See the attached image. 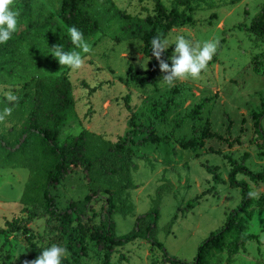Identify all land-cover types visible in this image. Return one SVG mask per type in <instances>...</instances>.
I'll return each mask as SVG.
<instances>
[{"label":"rangeland","instance_id":"rangeland-1","mask_svg":"<svg viewBox=\"0 0 264 264\" xmlns=\"http://www.w3.org/2000/svg\"><path fill=\"white\" fill-rule=\"evenodd\" d=\"M60 1L32 0L34 27L25 42L32 56L14 61L11 71L5 60L0 59V111L4 109V92L11 90L17 96L26 81L35 75H63L71 81L75 106L74 114L60 131L62 139L88 129L116 143L131 129L132 113L137 117L134 139L144 136L149 126L157 134L170 135V143L129 144L137 164L132 172L136 186L127 189L118 200L119 208L113 216L115 234L124 235L133 229L136 216L154 206L156 190L163 185L156 238L164 243L170 256L193 261L199 245L211 232L223 228L228 211L237 207L242 198L240 188L228 180L230 164L226 155L238 160L246 157V165L253 172L261 171L264 166L263 149L259 147L254 121L249 117L264 108V73L254 69L255 55L261 54L260 59L264 61V42L247 29L264 0L195 1L194 24L176 26L166 38L174 42L177 35H183L194 44L218 40L219 46L198 80L178 81L173 87L159 83L163 74L157 61L154 71L147 74L152 77L151 81L135 82L128 77L130 66L136 71L148 70L151 57L144 54L141 38L119 41L118 37L123 34L119 19L112 20L101 32L87 39L92 51L85 54L82 69L72 72L61 67L50 54L53 45L62 44L58 29L64 23L57 14ZM114 1L133 16L155 13L154 0ZM163 2L169 8L174 5V0ZM24 28L18 23L17 31ZM173 48L174 45L168 48L169 57ZM201 103L204 108L199 116L188 117L193 107ZM167 105L168 110L163 111ZM158 113L162 114L157 116ZM243 118L246 122L242 128ZM24 119L12 112L0 123V132L6 133L10 127L18 131ZM206 120L211 121L212 131L224 136H228L226 128L232 121L231 144L213 138L196 151L179 146L177 139L190 138L193 130L203 127ZM261 126L264 130V116ZM206 165L216 167L224 181L216 183ZM31 177L29 168L5 162L0 157V230L10 229L8 223L13 220L23 221L33 230L37 243L31 246L22 232H0V264H24L54 244L67 249L68 255L62 264H105L107 252L99 250L90 235H84L82 240L74 226H62L39 205L26 203L25 193ZM238 177L250 183L251 191L264 195V184L257 187L247 175ZM53 193L59 208L71 200L83 199L88 193L83 170H74L53 188ZM31 194L37 197L36 191ZM195 197H198L195 206L187 208L188 201ZM104 205L105 199L97 197L96 213L90 223L102 224ZM253 206L255 216L249 231L259 233L262 242L244 245L233 256L234 264H264V208ZM82 244L85 254L80 253ZM109 255L113 264H171L162 260V249L142 237L116 245ZM227 259L225 250L217 253L211 264H226Z\"/></svg>","mask_w":264,"mask_h":264},{"label":"trees","instance_id":"trees-1","mask_svg":"<svg viewBox=\"0 0 264 264\" xmlns=\"http://www.w3.org/2000/svg\"><path fill=\"white\" fill-rule=\"evenodd\" d=\"M203 0H174V5L169 8L163 0H154L155 13L146 16H133L121 10L114 0H61L57 10L58 17L63 21L64 27H59L58 34L62 45L67 50H73L68 36V28L75 26L83 34L85 39L101 32L112 20L122 21L123 34L119 41L141 38L144 47L143 52L149 59V69L144 71L133 70L129 67L128 77L135 82L151 81L149 73L154 71L156 59L151 55V40L154 36L162 34L166 37L170 30L179 25L194 24L193 3ZM240 0H231L232 3ZM19 10V24L25 28L17 31L6 44H0V59L6 62L9 70H12L13 62L31 57L27 52L25 42L32 34L34 22L32 20V0H18L15 6ZM247 29L264 42V4L252 19ZM169 50L163 58L168 60ZM261 54L254 56V69L264 73V61ZM18 102L9 104L3 97V108L12 107L13 113L24 117V121L18 131L10 127L8 132H0V157L5 162L29 168L31 179L27 185L26 203L39 205L46 214L57 218L62 226H74L80 239L84 235H90L97 248L106 253V263L113 264L108 258L115 246L144 238L152 245L163 250L162 260L171 264H211L217 253L227 250L226 264H234L233 256L248 242L256 241L261 244L259 233L249 231L250 221L255 216L254 206L264 208V195L258 199L249 198L251 185L245 179L239 178V174L247 175L257 187L264 184V166L261 171L253 172L246 165V157L241 160L232 155H226L230 164L228 180L232 186L240 188L241 201L237 207L230 209L224 226L219 231L211 234L199 245L193 261L174 258L168 254L163 242L156 238L155 232L160 216L161 194L163 185L156 190L154 206L136 216L133 229L117 236L115 234L116 221L113 218L119 208L118 200L129 188H134L133 169L137 164L134 161V150L130 143L136 146H144L148 143H170V135L157 134L153 126H149L147 132L140 139L133 137V129L137 127L136 115L132 113L128 130L123 140L116 143L104 139L88 129L78 134H68L63 139L60 137L61 129L67 124L74 114L73 88L70 79L63 75H35L26 81L23 89L17 94ZM208 101V99H205ZM130 108V107H128ZM168 105L163 111L168 110ZM204 108V104H197L187 114L190 118H197ZM162 113H158L160 116ZM264 116V108L249 115L254 121V128L258 135L259 147L264 155V130L261 119ZM246 118L242 120V128ZM211 121L206 120L201 128H195L188 139H177V143L184 149L198 150L205 146L207 140L217 138L220 141L231 144L232 121L228 124L224 136L211 130ZM150 160V158L148 157ZM213 174L216 183L224 181L216 167L206 165ZM82 169L84 178L88 184V193L83 199L71 200L64 208H59L53 188H57L74 170ZM36 191L37 197H32L31 192ZM209 191V190H208ZM97 197L105 199V205L101 214V225H94L90 220L96 213L94 201ZM198 197L190 199L187 208H193ZM10 229L3 231L22 232L31 246H37L34 242L33 230L22 222L15 220L8 223ZM264 230V228H263ZM80 253L85 254V245H81ZM155 264V263H154Z\"/></svg>","mask_w":264,"mask_h":264},{"label":"clouds","instance_id":"clouds-1","mask_svg":"<svg viewBox=\"0 0 264 264\" xmlns=\"http://www.w3.org/2000/svg\"><path fill=\"white\" fill-rule=\"evenodd\" d=\"M15 0H0V44H6L12 35L18 30L20 12L14 7ZM68 36L73 50H65L62 44L53 45L50 54L58 61L61 67H67L70 71L76 72L85 64V54L92 51V47L85 39L84 34L75 26L69 27ZM174 45L172 55L168 57L169 63L163 58L164 53L170 46ZM219 46L218 40H206L201 43H193L183 35H177L174 42L162 34L154 36L151 40V55L158 62L159 71L163 74L161 85L175 86L178 81L198 80L202 72L208 68L209 62L213 59ZM9 104L18 102V97L8 90L3 93ZM12 107H5L0 111V123L12 114ZM249 198H259V193L249 191ZM68 255L67 249L52 245L31 261H24V264H62V260Z\"/></svg>","mask_w":264,"mask_h":264}]
</instances>
